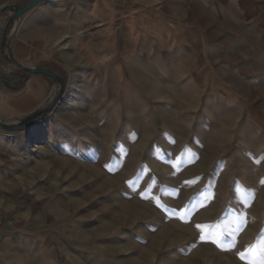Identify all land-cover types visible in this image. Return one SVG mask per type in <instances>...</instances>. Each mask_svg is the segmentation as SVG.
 <instances>
[{
    "label": "rangeland",
    "instance_id": "obj_1",
    "mask_svg": "<svg viewBox=\"0 0 264 264\" xmlns=\"http://www.w3.org/2000/svg\"><path fill=\"white\" fill-rule=\"evenodd\" d=\"M70 11L45 115L0 128L4 263L264 264V0Z\"/></svg>",
    "mask_w": 264,
    "mask_h": 264
},
{
    "label": "crops",
    "instance_id": "obj_2",
    "mask_svg": "<svg viewBox=\"0 0 264 264\" xmlns=\"http://www.w3.org/2000/svg\"><path fill=\"white\" fill-rule=\"evenodd\" d=\"M31 1L0 0V118L11 125L21 123L46 104L53 79L43 74H28V70L48 69V64L61 62L62 55H56L54 49V32L68 30L70 9L88 7L92 2L51 0L15 19V11ZM2 141L4 137L0 135ZM6 245V235L1 232L0 264H5L1 250Z\"/></svg>",
    "mask_w": 264,
    "mask_h": 264
},
{
    "label": "water",
    "instance_id": "obj_3",
    "mask_svg": "<svg viewBox=\"0 0 264 264\" xmlns=\"http://www.w3.org/2000/svg\"><path fill=\"white\" fill-rule=\"evenodd\" d=\"M48 1H51V0H32L26 6L15 11V13H14L15 19L20 18L23 14H25L27 11H29L33 7L37 6L38 4L48 2ZM28 74H43V75L47 76L48 78H51L55 81L59 80V78L55 74H53L52 72L48 71L47 69H43V68H31L28 70ZM52 105H53V103H52ZM31 117H32V115H31ZM0 128L15 131V130H19L21 128V125H20V123L16 124V125H11V124H7L5 122H0Z\"/></svg>",
    "mask_w": 264,
    "mask_h": 264
},
{
    "label": "trees",
    "instance_id": "obj_4",
    "mask_svg": "<svg viewBox=\"0 0 264 264\" xmlns=\"http://www.w3.org/2000/svg\"><path fill=\"white\" fill-rule=\"evenodd\" d=\"M45 115V111L38 112L30 120H28V124H34L38 122Z\"/></svg>",
    "mask_w": 264,
    "mask_h": 264
},
{
    "label": "snow or ice",
    "instance_id": "obj_5",
    "mask_svg": "<svg viewBox=\"0 0 264 264\" xmlns=\"http://www.w3.org/2000/svg\"><path fill=\"white\" fill-rule=\"evenodd\" d=\"M182 218L185 219V220L187 219V212L184 213V216H183ZM198 227H199V226H198ZM235 230H238V228L235 229ZM235 230H234V231H235Z\"/></svg>",
    "mask_w": 264,
    "mask_h": 264
},
{
    "label": "bare ground",
    "instance_id": "obj_6",
    "mask_svg": "<svg viewBox=\"0 0 264 264\" xmlns=\"http://www.w3.org/2000/svg\"><path fill=\"white\" fill-rule=\"evenodd\" d=\"M62 44V43H61ZM69 46V44L68 43H64L63 44V48H67ZM3 73H5V72H3Z\"/></svg>",
    "mask_w": 264,
    "mask_h": 264
}]
</instances>
